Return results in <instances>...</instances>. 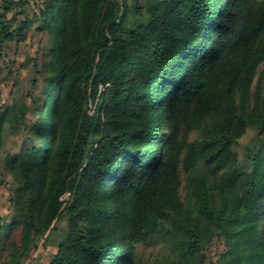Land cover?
Returning a JSON list of instances; mask_svg holds the SVG:
<instances>
[{"label":"trees","instance_id":"obj_1","mask_svg":"<svg viewBox=\"0 0 264 264\" xmlns=\"http://www.w3.org/2000/svg\"><path fill=\"white\" fill-rule=\"evenodd\" d=\"M37 3L38 30L51 40L46 104L37 122L22 123L33 144L5 162L18 179L17 211L0 250L22 227L26 256L65 217L50 264H132L138 244L179 225L181 166L193 177L203 164L220 175L218 201L206 179H192L198 216L189 211L174 232L182 263L205 264L217 235L223 264H264V103L250 106L264 63V0ZM16 4L0 0V51L31 27L19 13L9 18ZM8 121L0 115V146ZM184 128L199 138L186 143ZM247 128L262 138L244 172L231 149Z\"/></svg>","mask_w":264,"mask_h":264},{"label":"rangeland","instance_id":"obj_2","mask_svg":"<svg viewBox=\"0 0 264 264\" xmlns=\"http://www.w3.org/2000/svg\"><path fill=\"white\" fill-rule=\"evenodd\" d=\"M126 1L128 4L132 3V0ZM14 2L17 4L13 8V13L8 15L9 18L19 13L18 20H30L31 27L24 41H7L0 51V115L6 113L10 118V121L4 125L0 146V233L4 232L5 223L11 222L17 211L15 191L18 187V179L15 174L5 169V162L33 144V141L29 140L31 133L25 130L22 123H26L27 126L37 122L40 112L45 108L46 99L43 89L48 76L45 64L51 48L49 33L38 30L37 14L40 5L36 4V0H14ZM136 2H139L141 6L144 5L145 0H136ZM0 12L2 13V10ZM107 87L100 86V99L107 93ZM255 100L264 103V63L258 69L251 87L250 106L255 104ZM97 102L98 98L95 103L92 100L89 102L88 110L91 115L94 114ZM198 138L197 130L187 131L184 128V133L181 135V139H185L188 144ZM260 138L262 135L255 128H247L237 138L231 153L234 163L240 170L244 172L251 170L246 151L254 150ZM213 169L200 164L191 177L185 172L183 165L181 166L178 190V200L183 212L181 221L177 227L172 224L168 226L169 234L164 233L147 243L138 244L132 264H183L174 232L179 234V226L186 222L184 219L186 213L190 211L191 215L198 216L199 194L192 179H206L210 198H216L218 201V191L215 186L220 180V175ZM70 195V192L66 193L61 201L65 204ZM67 227V218L60 217L54 220L49 229L35 239L34 246L26 256H21L22 227L13 229L10 238L3 242V249L0 250V264H50L61 251L60 242ZM224 251L225 244L222 238L214 236L209 248L205 251V264H223L220 254Z\"/></svg>","mask_w":264,"mask_h":264}]
</instances>
